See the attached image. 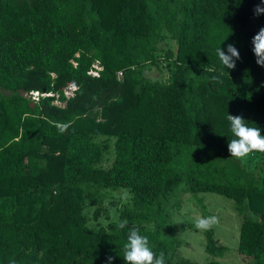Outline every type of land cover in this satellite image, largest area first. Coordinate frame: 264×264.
Instances as JSON below:
<instances>
[{
  "label": "trees",
  "instance_id": "obj_1",
  "mask_svg": "<svg viewBox=\"0 0 264 264\" xmlns=\"http://www.w3.org/2000/svg\"><path fill=\"white\" fill-rule=\"evenodd\" d=\"M257 7L264 0H0V264H124L132 228L171 264L160 220L180 188L231 199L240 257L264 264V152L253 151L254 170L230 157L227 120L264 136ZM229 44L232 68L216 52L230 55ZM161 55L168 77L153 80ZM30 92L51 95L34 102ZM109 148L111 166L98 167ZM121 188L130 204L90 230L85 209L93 221L106 215L103 192ZM202 232L206 264H220L225 247Z\"/></svg>",
  "mask_w": 264,
  "mask_h": 264
},
{
  "label": "rangeland",
  "instance_id": "obj_2",
  "mask_svg": "<svg viewBox=\"0 0 264 264\" xmlns=\"http://www.w3.org/2000/svg\"><path fill=\"white\" fill-rule=\"evenodd\" d=\"M161 62L162 74L157 70L150 75L153 80H165L168 77L166 70V60L163 55L159 60ZM56 105L63 106L62 103L55 101ZM104 137H96L99 141ZM110 144L112 141L109 142ZM112 148V147H110ZM109 148V149H110ZM112 149L105 155L102 164L97 165L101 168H109L112 164ZM244 167L248 170H254L256 164L262 161L261 156L256 152H251L243 158H240ZM179 190H182L180 188ZM177 190L170 195L165 205L164 214L160 220V235L168 242L176 246L175 257L172 259L174 264L177 258L187 259L197 264H206L212 260L205 252V238L202 230L195 228V223L203 218V212L200 206L202 202L205 205L206 217L216 216L218 223L211 229L214 231L215 238L225 247L226 251L222 258H216L215 261L220 264H250L249 260H244L238 253V241L242 218L236 213L234 202L222 195L213 192L189 193ZM103 206L106 215H101L97 220H92L94 208L87 207L84 211L88 221L87 226L90 230H96L108 223L117 220L119 213L130 204L131 194L125 188L118 191H104ZM152 228L153 225H148Z\"/></svg>",
  "mask_w": 264,
  "mask_h": 264
},
{
  "label": "clouds",
  "instance_id": "obj_3",
  "mask_svg": "<svg viewBox=\"0 0 264 264\" xmlns=\"http://www.w3.org/2000/svg\"><path fill=\"white\" fill-rule=\"evenodd\" d=\"M257 14L264 12V9L257 7ZM254 52L256 55L264 53V28L259 30V33L253 39ZM228 53L225 55L218 48L216 50L220 62L229 68L234 67L232 57H238V52L234 46L228 45ZM227 120L230 123V131L233 139L228 140V151L230 157L243 158L254 150L264 152V136L261 135L259 127H250L246 121L239 116L228 115ZM63 131V127H61ZM218 223L216 216L203 217L195 223V228L198 230L207 231ZM127 221H121L118 225L120 229H124ZM114 256H107L108 264H113ZM124 264H165V254L163 251L157 256L149 245V240L146 236L140 234L136 228L129 229L127 241L123 245Z\"/></svg>",
  "mask_w": 264,
  "mask_h": 264
},
{
  "label": "built area",
  "instance_id": "obj_4",
  "mask_svg": "<svg viewBox=\"0 0 264 264\" xmlns=\"http://www.w3.org/2000/svg\"><path fill=\"white\" fill-rule=\"evenodd\" d=\"M101 68L97 65H93V69L89 72V74L93 76H98V71H100ZM119 75H121L119 73ZM76 90V86L74 84H70L65 90L64 95L65 97L69 98L73 96V92ZM51 94H39L38 92H30L28 95H26L27 98H30L32 101L37 102L40 97L47 96Z\"/></svg>",
  "mask_w": 264,
  "mask_h": 264
}]
</instances>
